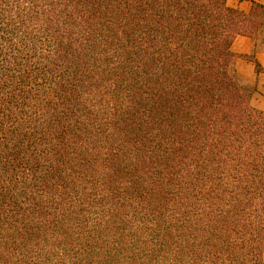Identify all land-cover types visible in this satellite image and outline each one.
<instances>
[{
  "label": "trees",
  "instance_id": "1",
  "mask_svg": "<svg viewBox=\"0 0 264 264\" xmlns=\"http://www.w3.org/2000/svg\"><path fill=\"white\" fill-rule=\"evenodd\" d=\"M263 26L257 3L0 0V264H264V110L231 49Z\"/></svg>",
  "mask_w": 264,
  "mask_h": 264
},
{
  "label": "crops",
  "instance_id": "2",
  "mask_svg": "<svg viewBox=\"0 0 264 264\" xmlns=\"http://www.w3.org/2000/svg\"><path fill=\"white\" fill-rule=\"evenodd\" d=\"M260 4L264 6V0H226L229 8L238 9L242 12H250L253 4ZM264 26L259 31L261 39L264 37ZM263 36V37H262ZM261 42V40H259ZM257 42V39H252L247 36H238L232 44V51L239 58L236 61V68L238 76L249 82H264V45ZM261 46V47H260ZM254 55L261 71H257L255 63L244 56ZM264 92V87H263Z\"/></svg>",
  "mask_w": 264,
  "mask_h": 264
},
{
  "label": "rangeland",
  "instance_id": "3",
  "mask_svg": "<svg viewBox=\"0 0 264 264\" xmlns=\"http://www.w3.org/2000/svg\"><path fill=\"white\" fill-rule=\"evenodd\" d=\"M259 40H261V42ZM258 41L262 43L261 46L263 47L264 37L262 39L260 37H257V42ZM237 77L241 85L252 92V97H251L252 107L256 110L263 111L264 110V92H263L264 82H249L239 77L238 72H237Z\"/></svg>",
  "mask_w": 264,
  "mask_h": 264
}]
</instances>
